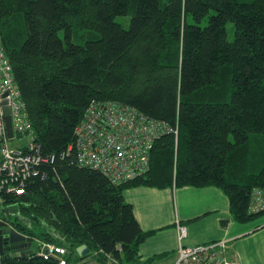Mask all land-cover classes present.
<instances>
[{
	"label": "trees",
	"instance_id": "1",
	"mask_svg": "<svg viewBox=\"0 0 264 264\" xmlns=\"http://www.w3.org/2000/svg\"><path fill=\"white\" fill-rule=\"evenodd\" d=\"M0 37L34 140L57 156L46 178L4 197L0 218L38 248L0 264H59L37 253L42 242L65 247L66 264H157L139 254L154 231L125 200L135 186H215L236 221L264 213L248 211L264 188V142L251 139L264 134V0H0ZM92 98L177 123V136H159L149 169L114 184L60 157Z\"/></svg>",
	"mask_w": 264,
	"mask_h": 264
},
{
	"label": "built area",
	"instance_id": "2",
	"mask_svg": "<svg viewBox=\"0 0 264 264\" xmlns=\"http://www.w3.org/2000/svg\"><path fill=\"white\" fill-rule=\"evenodd\" d=\"M6 106L12 122V138L5 127ZM177 132V123L155 118L126 103L92 98L74 127L73 142L61 151L60 157L72 154L78 165L99 170L112 183L119 184L144 174L150 167L155 140L165 133L177 136ZM15 135L28 136V142L12 145L10 141ZM34 138L0 37V205L6 196L23 194L31 179L46 178V166L55 162L56 154L44 155ZM248 211H264V188L252 189ZM176 229L177 250L172 264H238L229 253L230 239L185 245L187 228L178 219ZM67 252L61 245L42 242L37 253L44 259L56 256L59 264H66Z\"/></svg>",
	"mask_w": 264,
	"mask_h": 264
},
{
	"label": "crops",
	"instance_id": "3",
	"mask_svg": "<svg viewBox=\"0 0 264 264\" xmlns=\"http://www.w3.org/2000/svg\"><path fill=\"white\" fill-rule=\"evenodd\" d=\"M140 227L153 230L140 245L141 259L161 255L157 264H172L177 250L176 220L187 228L185 245L230 239L229 253L238 264H264V213L247 222L232 218L227 195L215 186L124 190Z\"/></svg>",
	"mask_w": 264,
	"mask_h": 264
},
{
	"label": "water",
	"instance_id": "4",
	"mask_svg": "<svg viewBox=\"0 0 264 264\" xmlns=\"http://www.w3.org/2000/svg\"><path fill=\"white\" fill-rule=\"evenodd\" d=\"M5 113V127L9 138L13 137V128L11 117L9 115V108L4 107ZM33 238L20 233L15 228L11 227L8 221L0 219V259L5 254L18 253L21 256L32 253ZM81 250V249H80ZM56 259L57 257L54 256ZM77 264H86L79 262Z\"/></svg>",
	"mask_w": 264,
	"mask_h": 264
},
{
	"label": "rangeland",
	"instance_id": "5",
	"mask_svg": "<svg viewBox=\"0 0 264 264\" xmlns=\"http://www.w3.org/2000/svg\"><path fill=\"white\" fill-rule=\"evenodd\" d=\"M129 19H130L129 16L127 18L124 17V16H117L116 17V21L117 22H120L125 27L128 26ZM227 29H228V38L229 39H232V37H233V29H232V24L231 23H228L227 24ZM252 135L253 136H252L251 139H254V142H256L255 148H258L259 142H262V141L264 142V140H263L264 134H256V133H253ZM27 142H28V136H26V135L25 136H22V137H19V136L15 135L14 138L10 141V143L12 145H16V146L24 145ZM37 248H38L37 242H36V240H33L32 246H31L32 251L33 250H37ZM80 249H81V247L76 248V253L80 254ZM85 261H86V264H97L96 262H94L93 260H91L89 258H84L80 262H85Z\"/></svg>",
	"mask_w": 264,
	"mask_h": 264
}]
</instances>
